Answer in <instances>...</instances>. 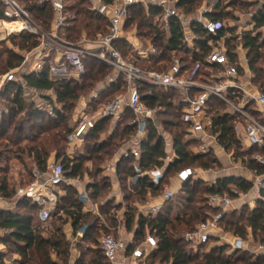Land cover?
<instances>
[{"label": "built area", "instance_id": "obj_1", "mask_svg": "<svg viewBox=\"0 0 264 264\" xmlns=\"http://www.w3.org/2000/svg\"><path fill=\"white\" fill-rule=\"evenodd\" d=\"M70 1L72 0H0L3 12V17L0 18V42L23 33L32 35L38 42L35 47L21 51L22 62L19 66L5 72L0 70V114L5 110L2 95L12 83L20 84L25 95L30 93L38 99L33 98L38 107L51 112L54 104L46 100L39 91L29 87L24 77L39 75L47 69L50 79L81 81L87 72L86 61L90 58L98 59L113 70V75H109L106 80L114 83L122 77L126 90L104 103L96 101L100 93L95 88L88 97H82L75 125L67 135L70 146L83 144L99 122L106 119L117 122L130 113L131 118L127 123L133 127V132L107 163V169L117 173L121 162L131 160L135 175L128 182L132 187L139 186L144 179L155 187L160 186L165 179L166 166L174 162L177 155L173 137L163 126V118L168 114L167 107H152L143 100V93L154 98L156 92L158 101L165 98L180 113L186 131L185 141L192 140L196 143L191 150L194 155L212 154L216 159L226 158L233 163L237 159L235 149L228 146L231 137L240 143L242 150L258 149L252 160L263 168L262 172L253 170L249 173L250 176L241 177L253 183L251 191L256 195L251 200L250 207L253 209L259 201H264V90L256 83V73L250 65L248 49L244 43L245 35H258L254 29L255 24L235 23L233 29H230L223 20L206 18L209 9H205L194 22H185L178 5L180 0H112L110 3L87 0L90 9L108 21V30L94 38L83 33L77 41H73L66 38V31L78 16L70 10ZM30 4L52 10L48 27L33 16ZM135 7L146 11L155 9L157 13L152 17L153 22L166 35L170 32L173 20L180 22L183 32L180 47L183 52L172 51L168 61L152 39L141 36L138 30H127L126 22ZM197 29L201 31L198 32ZM123 43L127 47L126 54L119 48ZM230 44L235 46L233 60L229 54ZM137 57L147 61L156 58L159 66L166 67L161 70L144 68L135 62ZM143 88L148 90L143 91ZM51 97L56 103V95L52 94ZM220 117L229 118L232 124L230 136L224 135L218 129L219 125L215 124V120ZM151 127L162 137L165 155L161 158L163 166L145 168L142 164L144 143L149 139ZM72 154L73 150L68 151V156ZM238 162L241 166L243 161L239 159ZM212 171L213 168H180L172 178L178 189L175 191L171 185L164 184L160 194L149 192L147 201L137 205L140 209L138 217L167 214L169 209L173 210L176 194L184 189L185 184L192 185L199 179V175ZM66 185L77 190L82 211L94 215L99 227L103 229L100 249L109 264H149L151 253L159 246L157 237L148 231L140 243L136 244L133 239L129 245L123 238L127 206H114L111 213H103L101 203L91 197L88 185L82 183L80 176L67 175L63 160L50 158L44 168L35 164L32 180L18 185L11 201L18 203L22 199L28 200L38 206L41 220L47 222L58 210ZM247 193L232 187L231 192L207 195L206 203L218 211L208 213L205 221L184 234V240L197 246L210 242L226 243L234 250H245L253 256L264 254L263 244L250 247L249 241L226 233L220 226L226 214L243 206ZM7 199L9 200H4L8 201ZM117 204L119 205L115 202ZM8 210H13V207ZM112 222L115 224L110 225ZM87 229L88 226H84L77 235L84 236ZM9 233L8 229L0 228V242ZM2 251L0 249V253ZM4 262L8 264L5 260Z\"/></svg>", "mask_w": 264, "mask_h": 264}, {"label": "trees", "instance_id": "obj_2", "mask_svg": "<svg viewBox=\"0 0 264 264\" xmlns=\"http://www.w3.org/2000/svg\"><path fill=\"white\" fill-rule=\"evenodd\" d=\"M103 1L106 3L112 2V0ZM196 1L198 0H180L178 5L186 13H190ZM232 4L234 5L235 3ZM29 9L39 22L48 27L52 18V10L49 7L30 4ZM70 10L77 14L78 19L67 29L66 38L77 41L83 33H87L90 38H94L99 33L107 32L108 21L95 11H92L87 0H74ZM156 13L157 11L153 8L150 11H146L141 7H135L126 22V29L135 24L139 34L145 38L152 39L153 44L162 52V56L167 57L169 61L172 51L183 52L180 47L183 36L182 27L180 22L173 20L170 27L171 37L167 38L166 33L153 22L152 17ZM226 15H230V13H214L209 14L207 17L222 20ZM2 17L3 12L0 5V18ZM254 20L256 29L264 26V8L254 15ZM197 31L200 32L201 30L197 29ZM7 40L10 41L13 47L6 45L5 41L0 42V70L2 72L19 66L22 62L20 51L31 49L38 43L32 35L27 33L12 35ZM244 43L248 49L250 65L256 73V83L264 90V33L259 32L257 36H253L251 33L247 34L244 37ZM234 47L232 44L229 45V54L232 60L234 59ZM119 48L126 54V44H120ZM135 62L144 68L156 70L166 67V65L164 67L159 66V60L156 58H151L147 61L137 57ZM86 64L87 72L81 81L50 79L47 69L39 75L30 74L24 77L29 87L39 91L46 100L54 104L51 112L38 107L33 99L29 100L20 84H10L2 95L5 110L0 116V137L9 135L8 139L10 140L18 138L23 134L26 126L40 129L43 133L52 132L53 129L56 130L30 149L36 165L41 168L46 166L52 154L49 151V145L54 147L57 159L65 155L63 144L67 143V135L75 125L73 111L77 100L82 94L93 90L99 83L105 82L111 74L110 71L112 69L98 59L90 58L86 61ZM125 90L126 84L122 77H119L116 82L109 83L108 87L100 93L98 103L107 102L115 96L124 93ZM144 90H148V88H143ZM52 94L56 95V103L51 97ZM156 96V92H154V98L147 97L143 93V100L152 107L156 105L167 107L168 114L163 118L164 126L173 137L177 158L166 166L165 179L158 187L144 179L141 180L139 186L134 185L131 189H127V178L135 175L132 161L125 160L121 162L119 169L120 180L125 185L127 192L134 193L139 198H144L145 201L149 192L156 195L160 194L163 191V185L167 184L170 177L174 176L180 168L196 165L201 169H210L211 165L217 162V159L212 154L194 155L191 152L192 147L196 143L192 140L185 141L186 131L180 119V113L176 112L171 107V104L166 102L165 98H161L158 101L159 98ZM129 118H131V114L127 113L124 118L122 131L118 133L115 129L111 137L104 142H99L100 135L106 130V127L111 125L112 120L106 119L99 122L97 127L87 135L88 142L89 140H94L95 142L89 152L96 155L104 152V154L108 155L114 149L119 148L125 138L133 132V127L127 123ZM215 124L219 125L218 129H221L224 135L230 136L232 124L228 117L216 119ZM39 137H35L33 142H36ZM148 137L149 139L144 143L143 166L145 168L163 166L161 158L164 157L165 152L162 137L157 134L154 127H151ZM228 146L235 149L237 160L241 158L246 161L244 159V151L236 139L231 137ZM257 151L258 149L256 148L250 150L252 154ZM83 164L82 161L73 162L70 158L63 161L66 173L70 177L81 176L84 171ZM248 164L251 169L257 172H262L263 170L252 158L248 160ZM27 176L28 179L24 184L32 180V172L27 173ZM232 187L242 193H247L253 187V183L238 176L218 178L215 183L197 179L194 184L187 183L184 186L185 203L187 206H191L188 207V212L179 213L175 221L169 216L170 209L167 215L159 214L150 217L140 215L137 224H135V207H130L125 213L127 230L129 232L134 230V241L136 244L145 238L147 231L157 237L159 246L151 253L149 260L160 259L161 262L170 264H236V262H247L254 256H249L250 253L248 251L241 249L234 250V253L238 256L236 259L233 260L231 257H226L224 254L229 245L225 243L213 246L211 251L206 253L201 260L200 255L187 251L186 247L182 245V243L186 242L183 236L187 231L195 228L198 223L205 221L208 213L218 211V209L206 203V196L212 193L231 192ZM89 188L91 197L95 201L100 202L101 191L106 188V184L104 182L101 184L96 182L90 185ZM64 189L66 200L59 202L58 210H64L72 219L75 233L84 226H88L83 242L92 239V233L101 228L97 218L90 213L82 211V203L78 198L74 197V188L72 186L66 185ZM15 191L14 188L10 187L7 179L3 178L0 186V196L10 199L15 194ZM128 196L126 195V198ZM100 207L103 213L108 214L109 211L105 212L104 210L111 207L114 208V205L111 202H107L102 203ZM245 207L243 205L240 209L226 214L221 220L220 226L226 233H231L244 240L252 237L264 245V201H259L253 209L248 205L247 209L249 212H246L247 209ZM20 208L24 211L26 209L31 210V212L39 210L38 206L25 199L19 201L17 210L0 209V228L10 231L9 234L1 239L5 250L0 253V264H5L4 258L7 257L9 252L21 257L19 261H14V264H69L71 246L62 227H55L49 236L44 235L41 231V226L35 222L33 213L21 211ZM64 222L65 220L62 219V223ZM176 224L181 225L183 228L179 230ZM134 225H136V228H134ZM183 232L185 233L181 236ZM90 251L94 252V256L90 259L89 264H109L102 251ZM52 254H55L57 261L53 260ZM255 262L256 264H264V254L257 256ZM75 264H84V260L79 258Z\"/></svg>", "mask_w": 264, "mask_h": 264}, {"label": "rangeland", "instance_id": "obj_3", "mask_svg": "<svg viewBox=\"0 0 264 264\" xmlns=\"http://www.w3.org/2000/svg\"><path fill=\"white\" fill-rule=\"evenodd\" d=\"M203 0H198L196 1L195 5L192 8V12L193 13H197L203 6ZM223 5H231V3H235L232 6V15L229 18H225L224 20L227 21H231V22H235V23H239L242 25L248 24L251 20H250V13H243V15H240L239 13L242 14V12L244 11H248L249 9H246L245 6L242 5V3L240 2L241 0H219ZM71 4L74 3V0L70 1ZM241 11V12H240ZM238 14L239 17H237L238 15H234V14ZM135 24H133L131 27H129V31H131L132 29H134ZM138 30V29H137ZM139 31V30H138ZM4 42V41H3ZM5 44L11 46L10 41L6 40ZM17 49V47H15ZM23 51V50H21ZM20 51V53H22ZM264 51V48H263ZM5 57V56H4ZM111 74L113 75V70L110 71ZM110 74V75H111ZM91 92V90L87 93H84L80 96V98L77 100L76 102V107L73 111V118L76 119L78 117L79 114V110L76 109L77 106L80 104V99L82 97H88L89 93ZM27 98H29V100H32L33 98H35L36 100H38L36 97H34L33 95H31L30 93L26 95ZM2 114H0L1 116ZM124 119L118 120L115 124V129L116 131H118V133H120V131H122V129L124 128ZM109 129V127H106V131ZM56 130L53 129L52 132L54 133ZM50 131L48 132H41L40 129H36V128H32L29 126L25 127V130L23 131V134L18 137V138H13L12 140L8 139L9 135H2V137H0V183L2 182L3 178H6L10 187L14 188L15 190L17 189L18 185L24 183L27 179V173L32 172V169L34 167V165L36 164L34 159H33V154L31 152V148L35 147L39 141H41L43 138L47 137L50 133H52ZM39 137L37 139L36 142H33V139L35 137ZM28 138V139H27ZM94 140H89L84 142L83 144L80 145H75V146H70L68 143H64L63 145V150H65V155L61 156L59 159L57 160H68V158H70L73 162H78V161H82L83 167H84V171L83 174L80 176L82 183H86L87 185H92L93 183H105L106 184V188L103 189L101 191V196L99 201L104 202H111L114 205V201L116 199V195L120 194L122 192V194L124 195V203L127 206V210L130 207H135V213H136V219H138V215L140 214V209L138 208V206L136 204H142L145 203V199L144 198H139L137 195H135L134 193H129L127 192V189L123 186H125L123 184L122 181L121 182V186H116L114 185L116 182V178L112 177H108L106 176V173L108 171L107 169V163L111 161L112 157L115 155V153L119 150V148H117L116 150L114 149L110 154L106 155L104 154V152H101L99 154H92L90 153V149L91 147L94 145ZM49 151L52 153V155L56 156V151L54 149L53 146H48ZM73 150V154L72 156H68V151ZM251 149H246L243 150L244 152V159H246V161L242 162V165L240 166L238 160L234 161L233 163H231L229 160H227L226 158H221V159H217V162L211 165V168H213L214 171L210 172V173H205L204 176L202 174V176H199L200 178L202 177L203 180H205L208 183H212L216 178H222V177H231V176H243L244 174L247 176H250V172L253 171V169L250 168V165L248 164V160L252 158L253 154L250 152ZM100 155V156H99ZM50 156V158H51ZM66 156V157H65ZM96 156V158H95ZM105 166V167H104ZM195 169H201L198 166H194L192 165ZM199 178V179H200ZM120 187V188H119ZM89 192L91 193L90 188L88 189ZM73 194L75 198L79 199L78 196V192L76 189L73 190ZM247 197L245 198V203L243 204L244 207L247 209L248 207V201L253 200L254 196L256 195V193L254 191L250 190V193H247ZM126 195H129L126 198ZM2 196H0V209L3 207L4 209H10L11 207H13V210H17L18 209V203H14V201H11V198L8 201H5L4 198H1ZM13 197V196H12ZM185 194L183 192H181L180 194L177 195L176 199H175V205L173 210L171 211V219L175 221L177 215L183 214L185 212H188L189 209L188 207L191 206H187L185 203ZM66 194L64 195V197L61 199L63 202L66 200ZM124 203L122 205H124ZM16 204V205H14ZM63 204V203H62ZM100 204V205H101ZM252 204V203H251ZM113 207V206H112ZM111 207V208H112ZM119 207V206H118ZM243 207V206H241ZM105 209L104 211L106 212H112V209ZM21 209V208H20ZM65 209V208H64ZM21 211H24L23 209H21ZM24 212H28V213H33L34 215V220L37 224H39L41 226V231L44 235L49 236L51 234V232L53 231V229L55 227H62L64 233L66 234V237L68 239L67 233L70 236V239H68V241L70 242V246H71V257H70V261L69 264H75L74 261H77L79 258L84 260V264H89L90 259L94 256V252H91L90 250H98L99 252L102 251L100 249V238L103 234V229L99 228L98 231L95 230L92 233V239L86 240L83 242V237L84 236H78L77 232L79 230H77V232H74V228H73V222L72 219L66 214V212L64 210H57L52 214V217L47 221V222H43L40 218V210H35L32 211L26 209ZM246 212H249V210L247 209ZM94 216V215H93ZM95 217V216H94ZM65 220L64 223H62V219ZM96 218V217H95ZM244 221V220H242ZM111 224H115V222L110 223ZM135 224H137V220L135 221ZM177 228L179 230H181L183 227H181V225L176 224ZM136 228V225H134ZM70 228L72 230H70ZM72 231V233L70 232ZM111 232V231H108ZM148 232V231H147ZM186 232V231H185ZM183 232L181 234V236L185 233ZM93 239L95 240L93 242ZM246 241H249L250 243V247L253 246L255 247L256 245H259L260 242L258 240H254L252 237H248L246 238ZM226 244V243H225ZM182 245L184 247H186L187 251H190L193 254L196 255H200V260L202 259V257L206 254L209 253L211 251V249L213 248V246L215 245H220L217 244L216 242H210L209 244L206 245H194V244H189V243H182ZM75 251V254L73 255ZM250 253V252H249ZM226 257H231L233 260L236 259L237 254L234 253V249L229 245V248L226 250L225 254ZM252 254L250 253L249 256H251ZM256 257H251L250 260H248L247 262H236V264H256ZM14 256L13 254H11L10 252L7 254V259L11 260L13 259ZM52 258L53 260L57 261V257L55 256V254H52ZM6 261V260H5ZM149 264H170V263H164L161 262L160 259L157 260H149L148 261Z\"/></svg>", "mask_w": 264, "mask_h": 264}, {"label": "crops", "instance_id": "obj_4", "mask_svg": "<svg viewBox=\"0 0 264 264\" xmlns=\"http://www.w3.org/2000/svg\"><path fill=\"white\" fill-rule=\"evenodd\" d=\"M203 2V6H202V8L197 12V13H193V12H190V13H186L183 9H181L180 7H179V9H180V12H181V15H182V17H183V21H185V22H191V21H193L194 22V20H196L199 16H200V14L205 10V9H209L210 10V12L209 13H207L206 15H205V17L206 18H208L207 16L209 15V14H214V13H224V14H227V13H230V15H226L222 20L223 21H225L226 19L225 18H229V17H231V16H233L232 14V11H233V9H232V3H231V5H223L219 0H203L202 1ZM241 3H242V5L243 6H245V8L246 9H249L248 11H244V12H242V14L241 13H239L240 15H243V13H250V22L248 23V25H250V24H255L256 25V22H255V20H254V15L257 13V12H259L261 9H263L264 8V0H241L240 1ZM234 3V2H233ZM72 5V4H71ZM241 12V11H240ZM234 15H238V14H234ZM237 17H239V15L237 16ZM225 19V20H224ZM226 22V21H225ZM227 23V25L230 27V29H233V27L235 26V22L233 21V22H231V21H227L226 22ZM255 29V31H256V33L258 34L259 32H262V33H264V26L263 27H261V28H259V29H256V27L254 28ZM134 30H137V28H136V26L134 27V29H132L131 31H134ZM167 36V38H170L171 37V33L169 32L168 33V35H166ZM108 85H109V82L107 81V80H105V82H102V83H99L96 87H95V89L99 92V93H102L103 92V90H105L107 87H108ZM100 99V96H99V98L96 100L97 102H98V100ZM76 109H78V106H77V108ZM115 124H116V121H114V120H112V122H111V125L109 126V129L106 131V130H104L102 133H101V135H100V138H99V142H104L105 140H107L108 138H110L111 137V135L113 134V132L115 131ZM164 126V125H163ZM165 127V126H164ZM167 130V129H166ZM168 131V130H167ZM128 137V136H127ZM127 137L125 138V140L127 139ZM87 141V138H86V140H85V142ZM121 146V145H120ZM120 148V147H119ZM54 157H56L55 155H52L51 156V158H54ZM119 169H120V165H119V168H118V172L117 173H114L113 171H110V170H108L107 171V173H106V176H108V177H112V179H113V177H115L116 178V182H115V184L114 185H116L117 187L118 186H120V187H122L121 186V180H120V177H119ZM199 176H202V175H199ZM198 176V177H199ZM203 176H204V174H203ZM242 176V175H241ZM240 176V177H241ZM243 176H245V174L243 175ZM130 177H128L127 178V181H126V185H127V188H129V189H131L132 188V185L128 182V179H129ZM172 178H173V176L172 177H170V179H169V182L167 183V185H171V188L173 189V190H177L178 189V187L174 184V182H172ZM200 178V177H199ZM200 179H202V177L200 178ZM204 179V178H203ZM205 181V180H204ZM119 187V188H120ZM123 187H125V186H123ZM88 189H89V185H88ZM163 189H164V187H163ZM181 192H183L184 193V189H182V190H180L177 194H176V197H177V195L178 194H180ZM66 194V192L64 193V195ZM117 200V201H116ZM146 201H147V199H146ZM106 201H104V202H102V203H105ZM115 202L116 203H119V205L117 204V205H115ZM101 203V202H100ZM124 203V195L122 194V192H121V194H118L117 195V197H116V199H115V201H114V206H117V208H119L120 206H122V204ZM251 203H252V201L250 200L249 201V205H251ZM125 204V203H124ZM143 204V203H142ZM136 205H138V204H136ZM119 206V207H118ZM171 209H170V218H171ZM167 215V214H166ZM137 221H138V219H136ZM70 230H72L71 228H70ZM71 233H72V231H70ZM67 236H68V239H70V236H69V234L67 233ZM123 238L128 242V244L129 245H131V243H132V240L134 239V230L133 231H131V232H129L128 230H127V227H126V223H125V230L123 231ZM5 248V246H4V244H2L1 242H0V249H3V251L5 250L4 249ZM2 251V252H3ZM75 254V251H74V253H73V255ZM14 256V258L13 259H11V260H9V259H7V257H5L4 258V260H6V262L8 263V264H14V261H19L20 259H21V257L19 256V255H16V254H14L13 255ZM74 262H76V261H74ZM73 264V263H72Z\"/></svg>", "mask_w": 264, "mask_h": 264}]
</instances>
